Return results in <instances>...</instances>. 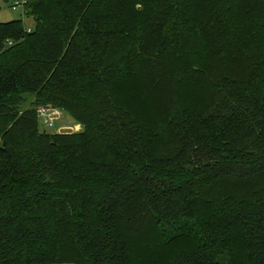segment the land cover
Instances as JSON below:
<instances>
[{
	"label": "trees",
	"instance_id": "trees-1",
	"mask_svg": "<svg viewBox=\"0 0 264 264\" xmlns=\"http://www.w3.org/2000/svg\"><path fill=\"white\" fill-rule=\"evenodd\" d=\"M23 15L0 23V264H264V0Z\"/></svg>",
	"mask_w": 264,
	"mask_h": 264
},
{
	"label": "rangeland",
	"instance_id": "rangeland-1",
	"mask_svg": "<svg viewBox=\"0 0 264 264\" xmlns=\"http://www.w3.org/2000/svg\"><path fill=\"white\" fill-rule=\"evenodd\" d=\"M22 9V8H20ZM24 10V8H23ZM27 21V27L32 26V22L30 20ZM191 92L199 93L195 87L191 88ZM137 98H129L130 102L134 105L135 103H138L139 106H141V103L136 100ZM56 108V107H54ZM59 110V115H57V120L54 127H45L41 124V129L46 130L48 133H78L81 132L83 127L80 123H77L75 120H73L67 113H65L62 109L56 108Z\"/></svg>",
	"mask_w": 264,
	"mask_h": 264
},
{
	"label": "built area",
	"instance_id": "built-area-1",
	"mask_svg": "<svg viewBox=\"0 0 264 264\" xmlns=\"http://www.w3.org/2000/svg\"><path fill=\"white\" fill-rule=\"evenodd\" d=\"M27 0H13L12 8L21 7L24 8ZM28 32L32 31L31 27H27ZM59 115V110L50 106H43L38 109V118L42 125L45 127H54Z\"/></svg>",
	"mask_w": 264,
	"mask_h": 264
},
{
	"label": "crops",
	"instance_id": "crops-1",
	"mask_svg": "<svg viewBox=\"0 0 264 264\" xmlns=\"http://www.w3.org/2000/svg\"><path fill=\"white\" fill-rule=\"evenodd\" d=\"M13 0L12 1H5L0 0V23H6L11 22L14 20H19L24 17L23 8L21 7L12 8ZM64 264H70V263H64Z\"/></svg>",
	"mask_w": 264,
	"mask_h": 264
}]
</instances>
